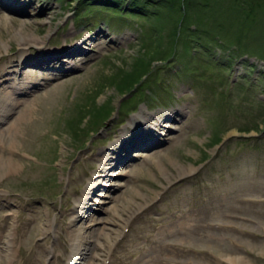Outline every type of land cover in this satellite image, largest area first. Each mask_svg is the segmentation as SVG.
<instances>
[{"label":"rangeland","instance_id":"374dc122","mask_svg":"<svg viewBox=\"0 0 264 264\" xmlns=\"http://www.w3.org/2000/svg\"><path fill=\"white\" fill-rule=\"evenodd\" d=\"M82 1L1 2L0 64L103 35L70 63L51 62L54 71L31 73L37 57L18 63L54 78L0 117V264H46L50 255L48 264H63L71 235L94 225L95 246L80 249V264H264V1L247 15L235 0H179L184 24L168 1L155 0L151 14L132 11L130 0ZM189 27L202 39L183 37L193 47L180 73L177 36ZM141 61L147 72L128 96ZM144 95L147 106H136ZM140 113L156 115L155 129L117 159L111 143ZM76 204L92 211L70 226Z\"/></svg>","mask_w":264,"mask_h":264},{"label":"bare ground","instance_id":"6f19581e","mask_svg":"<svg viewBox=\"0 0 264 264\" xmlns=\"http://www.w3.org/2000/svg\"><path fill=\"white\" fill-rule=\"evenodd\" d=\"M3 1H4V4L7 5V7H10L11 8V6H13V0H3ZM11 9H13V8H11ZM101 31L96 32L93 35L92 39H94L95 37L97 39L100 35H103ZM18 34L19 33H17V35ZM20 37H24L23 40H25V41H24V43H22L23 46H26L28 42L31 43L30 36H28L26 34L25 35L23 34V35H19L18 36V38H20ZM89 38L90 37H88L87 40ZM19 40H21V39H19ZM89 42H91V38L89 39ZM69 53L71 54L72 51L69 52ZM47 55H51V54L48 53ZM29 56H31V55L26 54V55L23 56V54H19V59L18 60L14 61L12 59H15V58H10L8 60V63H6V65H5V67H6L5 70L11 72L9 74V76H14V77H6L5 79L3 77V79L2 78L0 79V82H5L6 83V85L5 84H0V117H2V118H6V117H8V115H10L11 113H13L14 110H15V108H16L14 106L19 103V100L17 98H12L13 97L12 94L14 92L17 93L18 91H21L23 89H26L27 87L29 88L30 85H31V82L32 81H29L30 78H28V80H26V83H25L26 86H23V84L21 83L20 79L18 78V75H19V72H20V69L19 68H23V67H21V64H18V63L22 62V60H24L25 57L29 58ZM31 57H34V56H31ZM37 58L40 59V62H37V61L35 62V68L44 69L42 71H45V72L48 71V70H50V67L48 65L51 62H53V61H48V56L41 55L40 57H37ZM52 58H50V59L52 60ZM11 63H13L16 67H14L13 64H11ZM28 66H30V65H28ZM38 66H40V67H38ZM57 66H59V65H56V69L58 68ZM10 67H12L11 70H9ZM25 67H27V66H25ZM51 71H54V70H51ZM25 72L23 71V74H25ZM8 82H11V83L8 84ZM35 85H36V83H35ZM11 88L14 89V92L11 90ZM166 115H168V114L165 113L162 116L161 121H168V119H166ZM133 116H134V119H136L134 122H139V124L138 125H135L133 127L134 130H132L131 132L129 131L130 133L126 129L123 130V131H121V135H122L123 138L120 137V140L119 141H116L114 143H111L112 146H114V148L117 147V144L120 146V147L118 146V148H119L118 153L117 152L114 153L115 155L117 154L116 155L118 157L117 159H120L121 155L125 152V148H128V149L138 148L139 147V144L141 142H142V144H145V142L148 140V136H150L149 133H153V131L155 129V128H153V126L156 125V122H157L156 119L157 118L155 117L156 115L155 116L153 115V113H147V114H141L140 113L138 116H135V114ZM171 119H173V116H172ZM134 122H132L131 120H129L128 121V125L133 124ZM128 125H126V127ZM161 126L162 125H160V127ZM157 127H159V126H157ZM122 139H124V140H122ZM128 149H126V150H128ZM105 155L106 156H109V155L112 156V159L115 158L113 156V154H109L108 155V154L105 153ZM113 161H108L107 163L108 164H110V163L111 164H114ZM111 164H110V166H111ZM190 172H191V170L188 169V171L182 172L181 174H179V176L187 175ZM97 176H99V175H97ZM95 184H97V183L94 182V185ZM88 210H91V209H88ZM89 212H91V211H89ZM95 226L96 225L91 226V227L82 226V227H80L76 231V233H78V234L76 236L74 235L75 237H74L73 240H74V242L75 241L77 242V246L75 245V249L78 252V253L76 252L77 255H82L81 253H83V252L80 249H83V251H84V250H89L92 246H95V245H93L94 244V242H93L94 241L93 240L94 238L93 237L96 236V235H94V231H95L94 230V227ZM8 246H9L8 236H5V239L3 240L2 251H6L7 252L8 251ZM85 253H87V252H85ZM241 263H244V262L241 261Z\"/></svg>","mask_w":264,"mask_h":264},{"label":"trees","instance_id":"16d2710c","mask_svg":"<svg viewBox=\"0 0 264 264\" xmlns=\"http://www.w3.org/2000/svg\"><path fill=\"white\" fill-rule=\"evenodd\" d=\"M80 1H82V0H80ZM94 1V0H93ZM103 2H107V4L108 5H117V7L118 8H120L119 7V3H120V0H102ZM154 1L155 0H130V2L131 3H129L130 5H128V6H131L132 7V11H134V12H136V13H140V12H144L145 14H151L152 13V11H151V9H149V7H150V5L151 4H154ZM166 1H168L170 4H172V6L171 5H169L168 6V9H173V10H171V11H173V12H177V13H181V19H180V22H182V24H184V23H186V21H188L187 20V13L189 12L187 9H185V7L186 6H183V7H181V6H179L180 8H177L178 7V1L179 0H157V1H155V4H165V2ZM236 2H238L239 3V5H237V7H239L240 9L242 8V9H244L245 10V12H247V15L248 14H250V13H252V11H253V6H260V4L262 3V0H251L250 2H251V4H252V7H250L251 9L250 10H246V8H244V4H246L245 2V0H235ZM248 1V0H247ZM264 1V0H263ZM88 2H92L91 0H83L81 3L82 4H86V3H88ZM101 2V1H100ZM102 2V3H103ZM249 2V1H248ZM173 4H174V6H175V4H176V6L177 7H175V9L173 8L174 6H173ZM114 6V7H115ZM183 9H185L186 11H185V13L184 12H182V10ZM192 8H189V10H191ZM117 10V9H116ZM188 11V12H187ZM118 12H120L119 11V9L117 10V13ZM127 14L128 15H135L134 13H130V12H127ZM138 16H140L139 14H137ZM180 30H181V27H180ZM195 30H196V28H195ZM175 32H176V30L174 29V34H175ZM186 32H187V34H181V32H179V34H178V36H177V38H178V40H179V42H180V48L179 49H181V50H183V53L181 52V50L180 51H178L177 52V55H178V57H179V60H177V58H175L176 59V61L177 62H181V66H180V68H179V72L180 73H186V71L188 70V66H186V64H188V57L190 56V53H189V50H190V48L191 47H193V45H190V40H192L193 42H198V40L199 39H202V37H197V35H196V31H194V29H190V27L189 28H187L186 29ZM201 35H203V34H201ZM183 37H187V38H190V40H189V42H184V39L185 38H183ZM176 38V37H175ZM204 38V37H203ZM198 39V40H197ZM172 42V41H171ZM178 42V41H177ZM179 42H178V44H179ZM209 42H211V41H209ZM177 44V45H178ZM218 44V43H217ZM218 45H220V44H218ZM203 46H204V44H203ZM198 49H199V47H198ZM169 50V49H168ZM204 50V49H203ZM208 51L207 52H209L210 50L209 49H207ZM170 52L172 51V53H171V55H170V58L171 57H176V55H175V53H176V49L175 48H173L172 49V47H171V50H169ZM200 51V50H199ZM235 52L236 51H233L231 54H229L227 57H225V59H224V63L227 61L228 63H230L231 61H232V58L233 57H235L236 56V54H235ZM237 53V52H236ZM169 54V53H168ZM209 55V54H208ZM183 59H185V60H183ZM179 62V63H180ZM220 63H221V61H220ZM147 66H148V64H146L145 62H143V61H141V62H138V63H136L135 65H134V67H133V73H132V75H134L133 76V80L131 81V82H129L128 83V85H127V87H125V91H126V93H133V90H132V88H133V86L136 84V82H137V78H140V76H142V75H145L146 74V72H147ZM225 67L226 66H223V68L225 69ZM251 68V67H250ZM195 71V70H194ZM176 73V75H180V73ZM264 74V73H263ZM262 75V74H261ZM135 88V87H134ZM137 91H139L140 89H136ZM136 91V92H137ZM122 92H124V91H122ZM141 97V96H140ZM142 98V97H141ZM138 99V98H137ZM143 99H145L146 100V95H144V98ZM154 99H156L155 97H154ZM162 98L160 97V100H161ZM130 100V99H129ZM129 100H127V101H124V104H126L127 105V103L129 102ZM135 102V101H134Z\"/></svg>","mask_w":264,"mask_h":264},{"label":"water","instance_id":"95a60500","mask_svg":"<svg viewBox=\"0 0 264 264\" xmlns=\"http://www.w3.org/2000/svg\"><path fill=\"white\" fill-rule=\"evenodd\" d=\"M224 140H226V138H225ZM224 140H223V141H224ZM222 143H223V142H222Z\"/></svg>","mask_w":264,"mask_h":264}]
</instances>
